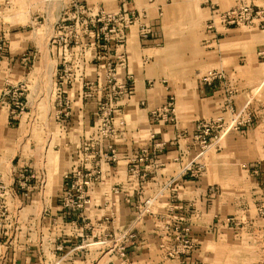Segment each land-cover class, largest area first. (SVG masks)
Returning a JSON list of instances; mask_svg holds the SVG:
<instances>
[{
    "label": "crops",
    "instance_id": "0c3cea01",
    "mask_svg": "<svg viewBox=\"0 0 264 264\" xmlns=\"http://www.w3.org/2000/svg\"><path fill=\"white\" fill-rule=\"evenodd\" d=\"M20 1L30 0H0V18L16 17L11 4ZM49 1L53 0H43V12L52 8ZM71 1L113 11L125 0ZM238 1L127 0L145 17L129 29L124 46L111 44L103 54L93 45L98 62H86L83 69V81H100L104 61H116L120 50L126 54L118 77L130 74L134 85L130 98L117 101L116 161L104 156L106 146L95 128L98 98L81 101L82 81L76 68L77 77L66 86L70 116L54 129L56 160L51 163L46 156L40 166L31 153L18 157L16 148L29 128L28 113L12 125L9 98L3 91L6 82H25L30 75L28 62L12 53L14 26L0 21V33L10 36L0 66V182L5 185L0 205L7 207L0 236L3 264L161 263V216L169 207H175L174 213L191 227L195 249L184 258L187 264H264V27H224L218 22L215 28L208 27L214 11H225ZM249 1L264 7V0ZM54 10L59 13L60 7ZM259 21L264 23V13ZM141 24L148 30L145 39L140 36ZM27 44L22 40L17 48ZM91 48L85 50V60ZM210 70L223 77L205 81ZM169 97L174 98V120L152 122L150 110L162 107ZM245 105L253 113L250 127L224 129L220 139L205 149L194 141L197 121L222 118L228 123L229 107ZM155 143L163 146L154 150L149 164L140 165L139 174L145 176L130 179L129 158L142 148L152 150ZM25 165L34 168L33 175L20 189L17 172ZM74 166L98 168L91 203L82 215L60 207L62 175ZM189 166L200 167L199 173L191 176ZM152 197V213L137 219V206ZM130 230L134 240L123 236ZM122 243L125 259L117 248ZM165 263L179 264V259Z\"/></svg>",
    "mask_w": 264,
    "mask_h": 264
},
{
    "label": "built area",
    "instance_id": "2783aa9c",
    "mask_svg": "<svg viewBox=\"0 0 264 264\" xmlns=\"http://www.w3.org/2000/svg\"><path fill=\"white\" fill-rule=\"evenodd\" d=\"M70 14L65 17L60 16L56 22L57 28V44L63 49L65 53L73 54L75 50H86L95 45L100 52L107 53L111 44L122 47L127 40L129 29L138 23L140 19L145 17V13L133 10L128 6L127 0L123 1L115 10L108 11L104 7L90 6L80 1H71L69 4ZM72 10V12H71ZM264 13V7L258 8L253 2L240 0L231 8L225 11H214L213 18L208 23L209 28H215V23L223 25L224 27H247V28H263L264 23L259 21V15ZM140 36L142 39L147 38L148 30L146 27L140 25ZM4 55V41L0 37V66L3 62ZM105 57L104 55L102 56ZM84 60V63L82 62ZM23 60L27 61L25 57ZM98 61V59H87L75 57L73 64L70 59L63 58V74L58 73V85L60 88L68 84L77 77L73 75V69L79 71L78 77L82 81V91L84 97H98L96 90L100 97L97 99L95 128L99 138L106 146L104 156L107 160H117V150L115 143L118 139V129L115 124L114 107L115 100L118 97L130 98L133 94V79L132 75L127 74L124 78L118 77V70L126 63V54L124 51H119L116 61L107 59L104 61V73L102 79L97 82L83 81L84 64L87 62ZM70 72V73H67ZM223 74L220 71L210 70L205 73L203 79L211 81L213 79H220ZM94 84L95 89H93ZM18 87L14 84L6 82L3 95L9 98V117L10 123L13 125L16 119L24 113L23 103L19 100L17 95ZM60 90V89H59ZM62 90L60 95L65 94L64 97L57 99L56 113L60 116L59 120L62 122L67 119L71 113V100L68 99L67 93ZM231 100L228 98V103ZM231 118L228 123H225L222 118L217 119H203L196 122L194 127V141L198 142L200 146L205 149L211 144L216 143L221 136V132L229 129L239 131L242 128L250 127L252 125V115L250 112L244 114V109L233 110L229 107ZM174 98L169 97L164 105L160 108H153L150 110V119L152 122L159 120L173 121L174 120ZM243 115V116H242ZM242 118L239 120V118ZM246 117V118H245ZM245 118V119H244ZM152 138H154L152 136ZM163 144L155 143L152 150L142 148L137 154L129 158V177L136 178L138 175L144 177L145 174H139V168L142 164H149L154 150L162 147ZM200 167L187 168V173L191 176H196L199 173ZM98 168L94 167L90 170H85L80 166H74L62 175V191L60 197V207L65 212L79 213L82 215L91 203L92 186L97 179ZM32 175H28L26 169L19 168L17 172V185L20 189L27 187L28 179ZM213 191V189H211ZM114 193L116 188H112ZM5 193V185L0 182V196ZM155 198H148L143 203L137 206V219L145 214H150ZM175 207H169L166 215H162L163 220L162 231L163 235L159 243L160 249L164 250L162 262L164 264L168 260L179 259V264H187L185 257H189L195 249V242L191 235L190 224L182 216L174 213ZM7 216V207L1 202L0 205V236L3 235V222ZM76 223V222H74ZM77 227V225H76ZM75 231H77L75 229ZM123 236L130 240H134L136 235L130 230L123 234ZM114 247H112L113 249ZM121 258L127 257L125 244L117 246ZM4 255L0 252V263L3 262ZM166 264V263H165ZM200 264V263H193Z\"/></svg>",
    "mask_w": 264,
    "mask_h": 264
},
{
    "label": "rangeland",
    "instance_id": "374dc122",
    "mask_svg": "<svg viewBox=\"0 0 264 264\" xmlns=\"http://www.w3.org/2000/svg\"><path fill=\"white\" fill-rule=\"evenodd\" d=\"M47 3L52 4V6L50 7L54 9L56 7H60V12L56 13L55 10L52 8L50 10H47V13L43 12L42 8H44L46 5L45 3H43V0H30L29 2L26 1L24 3L20 1L18 4L15 5H13V3L11 4V6H15L14 9H12L15 10L12 14H14L16 17L13 16L12 18H0V21L4 24L11 23L10 25L14 26L15 38L11 41L13 45H15V48L13 49L12 53L17 59L22 60L25 57L28 59L26 69L29 71L30 75L28 81H26V79L25 82H16L14 84L15 87L19 88V90L17 91V95L20 97L19 100L23 103V114L25 115V113H28L27 122H29V128H26L27 133L24 134L23 143L17 146L16 153L18 154V157L20 156V154L26 155L27 153H31V155L37 156L38 161L40 162V166L43 165L46 156H48L51 163H54V161L56 160L54 151H56L58 148L54 147V129L56 124L62 123L59 120L60 116L56 113V109L58 107L57 99H59L60 96H65V94L63 93L60 95V93L62 90L66 91V86L70 85H66L64 89L60 88L58 85V73L61 75L63 74V66L62 64L60 65V61H62L63 58L74 59L75 54L78 58L86 56L85 50L81 49L75 50L73 54L65 53L56 42V22L58 21L60 16L64 17L63 14L66 13L65 17L70 14H68V11H70L69 0H53ZM29 4L30 6L27 11L26 6ZM24 7L25 13L23 12ZM258 29L263 30V28L260 27ZM11 36H13V34ZM0 37L3 39L5 45L9 44L10 36L8 34L4 35L0 33ZM22 40L28 43L27 47H25L24 49L17 48L18 42ZM92 52H94L93 46L91 48V53L87 56L86 59H97V56L94 57V54ZM7 53L9 54V51ZM4 54L6 55V51ZM95 62L96 60L89 63L93 64ZM103 73L104 68L102 67V75ZM15 74H18L17 70L15 71ZM91 86H93V89H95L94 84H92ZM83 91H81L80 96L82 102H86L88 101V99L96 98L84 97ZM95 93L96 96H98L97 98H99L100 94H98L97 90ZM68 99H70L69 96ZM119 100H125V98L118 97L115 100L113 117L115 118L116 127L118 121V119H116V111L119 108L117 101ZM236 109L237 108L234 106V110ZM242 109H244L245 115L247 114V112H250L251 115H253L251 109L247 105L242 106L237 110L239 111ZM22 116L23 115H21L20 117ZM241 119L242 118L240 117L239 120ZM30 127L33 128L32 131H30ZM18 157H16V159ZM21 169H26L28 175H33L34 168L25 165L22 166ZM36 169L41 168L36 167ZM261 210H263V207L261 208ZM12 231L19 233L21 232V229L17 231H15L14 229H9L7 232ZM11 240H13V236L11 237L9 242ZM19 241H21V238H18L15 244H21L19 243ZM8 244L9 243H7V245ZM0 264H3V262H1Z\"/></svg>",
    "mask_w": 264,
    "mask_h": 264
},
{
    "label": "trees",
    "instance_id": "16d2710c",
    "mask_svg": "<svg viewBox=\"0 0 264 264\" xmlns=\"http://www.w3.org/2000/svg\"><path fill=\"white\" fill-rule=\"evenodd\" d=\"M17 122V121H16Z\"/></svg>",
    "mask_w": 264,
    "mask_h": 264
}]
</instances>
